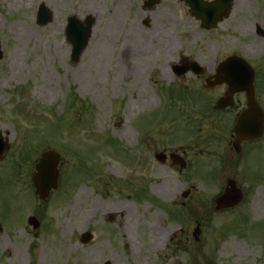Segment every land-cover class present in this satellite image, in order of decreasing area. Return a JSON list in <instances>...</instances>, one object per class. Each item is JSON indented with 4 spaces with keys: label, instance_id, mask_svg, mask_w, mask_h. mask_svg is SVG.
<instances>
[{
    "label": "rangeland",
    "instance_id": "rangeland-1",
    "mask_svg": "<svg viewBox=\"0 0 264 264\" xmlns=\"http://www.w3.org/2000/svg\"><path fill=\"white\" fill-rule=\"evenodd\" d=\"M145 1L0 0V133L9 145L0 160V264H264V134L238 157L234 113L209 107L223 88L207 92L172 72L181 57L207 71L242 57L264 110V0H234L211 31L180 0L148 11ZM41 4L52 15L43 27ZM71 16L93 19L77 63L65 40ZM47 148L61 155L60 178L42 203L30 176ZM173 152L184 153L187 169L154 159ZM227 179L243 200L215 211ZM86 233L93 239L83 245Z\"/></svg>",
    "mask_w": 264,
    "mask_h": 264
},
{
    "label": "water",
    "instance_id": "water-1",
    "mask_svg": "<svg viewBox=\"0 0 264 264\" xmlns=\"http://www.w3.org/2000/svg\"><path fill=\"white\" fill-rule=\"evenodd\" d=\"M159 0H151L148 6H152ZM233 0H215L213 3L206 4L202 0H185L189 3L191 13L196 18L200 19L203 28H213L217 22L223 18H227L231 12V4ZM51 14L43 6L39 9L38 24L46 25L51 21ZM93 20L86 18L84 23H80L74 17L69 18L66 27V40L71 44V60L78 62L82 52L87 47L91 37V28ZM1 57V53H0ZM216 83L220 85L225 83L228 86V91L223 98L216 103L215 109H223L233 106V95L237 92H245L247 98V109L240 115L233 133L236 135L235 148L238 151V146L241 141H249L259 138L263 132L264 114L258 108L253 91V71L242 60L237 58H229L223 62L218 70ZM8 149L7 144L2 142L0 136V159ZM156 159L163 161L162 155H157ZM58 163L59 156L52 151H47L41 155L39 163L36 165V174L32 178V183L35 188V194L45 200L48 197L50 190L57 188L58 180ZM241 200V193L235 188L232 181L227 182V187L224 193L216 200V210L232 207ZM29 224L34 229L38 227L35 219L31 218ZM199 228L197 227L193 233L195 240H198Z\"/></svg>",
    "mask_w": 264,
    "mask_h": 264
},
{
    "label": "flooded vegetation",
    "instance_id": "flooded-vegetation-1",
    "mask_svg": "<svg viewBox=\"0 0 264 264\" xmlns=\"http://www.w3.org/2000/svg\"><path fill=\"white\" fill-rule=\"evenodd\" d=\"M188 60H191V59H188ZM188 60L185 59L184 63L190 62ZM194 61H196V60H194ZM200 66H201V70H200L201 72L200 73H197V70H196L195 74H193V73H190V74L193 75V77L195 78L197 83H201V81H202V87H203L204 84H205V81L208 78H211V76L214 74L217 64L214 65V66H212V65L209 66V71H207L202 65H200ZM185 67H186V69H190L189 68L190 67L189 64L186 65ZM209 82H212V79H210ZM222 88H223L222 90H224V87H222ZM217 89H221V88H217ZM235 97H238V98L242 99V102H243V100L245 98L244 94H238ZM242 110H243V108L241 107V102L237 101V106H235L232 110H224V111H221V112H214V113L215 114H227V115H232L234 113L233 114L234 120H236L237 116L240 114V112ZM181 155L184 156V153H182ZM183 159H184L186 168H188L189 167V161H187L186 157H183Z\"/></svg>",
    "mask_w": 264,
    "mask_h": 264
},
{
    "label": "bare ground",
    "instance_id": "bare-ground-1",
    "mask_svg": "<svg viewBox=\"0 0 264 264\" xmlns=\"http://www.w3.org/2000/svg\"><path fill=\"white\" fill-rule=\"evenodd\" d=\"M161 74H163V76H165V75L169 76L167 73H165V71L163 69H162V73Z\"/></svg>",
    "mask_w": 264,
    "mask_h": 264
},
{
    "label": "trees",
    "instance_id": "trees-1",
    "mask_svg": "<svg viewBox=\"0 0 264 264\" xmlns=\"http://www.w3.org/2000/svg\"><path fill=\"white\" fill-rule=\"evenodd\" d=\"M209 264H213V263H209Z\"/></svg>",
    "mask_w": 264,
    "mask_h": 264
}]
</instances>
